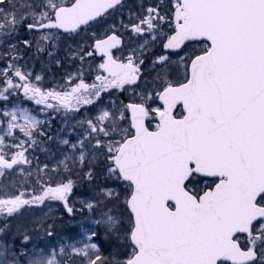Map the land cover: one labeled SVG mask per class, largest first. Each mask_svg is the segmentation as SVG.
<instances>
[{
	"label": "snow or ice",
	"instance_id": "1",
	"mask_svg": "<svg viewBox=\"0 0 264 264\" xmlns=\"http://www.w3.org/2000/svg\"><path fill=\"white\" fill-rule=\"evenodd\" d=\"M0 264H264V0H0Z\"/></svg>",
	"mask_w": 264,
	"mask_h": 264
},
{
	"label": "rangeland",
	"instance_id": "2",
	"mask_svg": "<svg viewBox=\"0 0 264 264\" xmlns=\"http://www.w3.org/2000/svg\"><path fill=\"white\" fill-rule=\"evenodd\" d=\"M37 71H40V67L37 68ZM55 71V70H54ZM43 74V73H41ZM57 78L59 77V72H56ZM49 79H51V75H49ZM48 87H51L50 84L46 85ZM26 106H30V107H35L34 105H26ZM41 159H44L43 156H41ZM86 193V185H83V189H81V191L79 193H77V196H74L73 199H79V198H83L81 194ZM56 205H53V208H55ZM62 207V206H61ZM75 207L77 208V210L80 209V204L77 203L75 205ZM47 211V209H45ZM56 215H61V213L59 211L56 212ZM82 220V217L80 215H75V217H68L67 214L64 215V225L63 227L60 229V233L61 236L64 238H68V237H75L76 234L80 231V222ZM86 226V225H85Z\"/></svg>",
	"mask_w": 264,
	"mask_h": 264
},
{
	"label": "trees",
	"instance_id": "3",
	"mask_svg": "<svg viewBox=\"0 0 264 264\" xmlns=\"http://www.w3.org/2000/svg\"><path fill=\"white\" fill-rule=\"evenodd\" d=\"M38 66H40L39 64H37ZM83 185H81L79 183V181L77 182V185H76V188H75V191L78 192L81 188H82Z\"/></svg>",
	"mask_w": 264,
	"mask_h": 264
}]
</instances>
